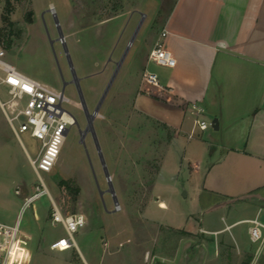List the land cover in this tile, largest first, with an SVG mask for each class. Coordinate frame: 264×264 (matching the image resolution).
<instances>
[{
    "label": "rangeland",
    "instance_id": "1",
    "mask_svg": "<svg viewBox=\"0 0 264 264\" xmlns=\"http://www.w3.org/2000/svg\"><path fill=\"white\" fill-rule=\"evenodd\" d=\"M139 1L140 6L153 2ZM7 2L11 8L9 23L3 21ZM141 11L147 13L144 8ZM130 12L129 0H0V46L6 52V61L21 74L58 90L57 65L66 78L74 70L90 114L117 71L116 63L125 56L93 123L117 204L109 192L92 135L81 139L79 128L83 130L85 116L78 90L73 88L65 94V107L78 126L75 123L69 129L53 171L42 174L60 212L84 217V227L73 237L88 264L99 260L107 264L114 247L120 264L122 251L139 243L154 250L155 245L167 241L169 251L181 237L165 227L183 228L189 216L205 228H222V208L202 210L199 201L206 155L194 144L204 140L202 136L194 135L189 142L181 134L170 141L172 132L168 128L135 107L136 73L141 60L131 63V72L128 65L138 46L140 50L147 48L149 38L144 42L146 36L142 37L137 22L133 27L129 24ZM118 15L124 17L109 21ZM112 44L121 52L120 59L109 54ZM6 99L7 88L0 85V100ZM208 132L212 143L224 141V133H216L213 128ZM20 139L22 144L0 109V223L5 225L17 221L23 197L36 187L41 189L25 153L34 159L39 143L25 134ZM197 163L199 167H195ZM219 204L222 206V201ZM51 214L50 200L44 196L23 215L21 232L29 240L26 264H86L76 246L62 253L50 249L58 239L67 237L61 224L52 223ZM260 221L264 222V216ZM248 227L239 226L234 231L235 239L238 241L239 232L242 243L255 254L260 244L250 241ZM206 243L213 247L208 248L206 256H215L220 264L226 258L222 239H208ZM187 254L190 252H180L184 258Z\"/></svg>",
    "mask_w": 264,
    "mask_h": 264
},
{
    "label": "crops",
    "instance_id": "2",
    "mask_svg": "<svg viewBox=\"0 0 264 264\" xmlns=\"http://www.w3.org/2000/svg\"><path fill=\"white\" fill-rule=\"evenodd\" d=\"M129 1V24H140L144 42L149 38L147 48L138 46L128 65L131 72V63L141 60L135 107L168 128L170 141L181 134L189 142L194 135L202 136L204 140L194 144L206 155L199 201L202 210L222 208V228H205L189 216L183 228L165 227L181 237L169 251L163 238L154 250L139 243L122 251L121 264H217L220 259L206 256L207 250L213 249L206 242L218 237L226 252L220 264H264V244L251 254L241 234L238 232L236 241L234 233L239 226L249 225V234V221L264 216V0H153L144 6L139 0ZM163 32L167 33L162 38L164 45L176 60L174 68L149 62ZM113 44L109 54L120 59L121 52ZM146 71L157 75L158 87L142 84ZM197 119L216 121L218 127L213 129L224 133V141L212 143L208 130L196 127ZM116 249L111 248L107 264H120ZM184 251L190 252L186 258L180 256ZM95 264L104 263L99 260Z\"/></svg>",
    "mask_w": 264,
    "mask_h": 264
},
{
    "label": "built area",
    "instance_id": "3",
    "mask_svg": "<svg viewBox=\"0 0 264 264\" xmlns=\"http://www.w3.org/2000/svg\"><path fill=\"white\" fill-rule=\"evenodd\" d=\"M163 32L149 54V62L162 68H174L176 60L166 49ZM144 86L158 87L157 75L145 72L142 77ZM0 85L7 88V99L0 100V109L7 120L13 134L21 143V135L39 143L37 156L33 159L25 151L30 166L36 174L40 188H35L32 194L23 197L17 221L13 225L0 223V264H26L25 246L28 237L21 232L23 215L33 207L36 201L47 196L52 206V223L62 225L66 238H60L51 246V250L66 251L76 246L73 235L85 225L83 216H64L56 207L55 202L43 181L42 174L53 171L61 154L66 135L75 125L73 115L66 109L67 98L60 90L29 78L6 61V52L0 46ZM193 109H197L193 105ZM196 127L206 131L212 127V122L197 119ZM192 138V135L189 136ZM22 144V143H21ZM250 240L264 244V224L257 218L249 221ZM22 256V257H21Z\"/></svg>",
    "mask_w": 264,
    "mask_h": 264
},
{
    "label": "water",
    "instance_id": "4",
    "mask_svg": "<svg viewBox=\"0 0 264 264\" xmlns=\"http://www.w3.org/2000/svg\"><path fill=\"white\" fill-rule=\"evenodd\" d=\"M140 26L141 25L139 24V28H140ZM139 28H138V30H139ZM60 41L64 43V36L63 35L60 36ZM128 50H129V47H128L127 51ZM66 53H67V51H66ZM124 58H125V56L119 62L116 63L117 71L115 72L114 76L112 77V79L108 83V85H107V87H106V89H105V91H104V93H103V95H102V97H101L98 105L96 106V108H95V110H94V112L92 114H90L89 111H88V108H87V105H86V101L84 99V96H83L82 91H81V88H80V80L77 78L74 70L72 71L73 72L74 81H75V84L77 86V90H78V93H79L80 104L82 106V109L84 111V114L86 115V117L90 118V120H94L96 118V116L99 114V111H100V109L102 107V104H103V102H104V100H105V98H106V96L108 94V91L110 90V87H111V85H112V83H113V81L115 79V76H116V73L118 72V69L120 68V66L122 65V63L124 61ZM70 66H71V68H73L71 62H70ZM89 124H90L89 125V128H87L82 133L81 138L83 139L84 135L85 134H88V133H90L92 135V137L94 139V142H95V145H96V148H97V151H98V154L100 156V160H101L102 166H103V168L105 170L106 178L109 181V186H110L109 192L113 195L114 202L117 204V199L115 197V192L113 190L112 184L110 183V174H109V172H108V170H107V168L105 166V162L103 160V156H102V153H101L100 145H99V142H98V139H97L96 132H95L94 126L92 124V121H89ZM76 125L78 126V123L77 122H76ZM212 127L215 130L217 129L218 126L216 125V121L212 122Z\"/></svg>",
    "mask_w": 264,
    "mask_h": 264
},
{
    "label": "flooded vegetation",
    "instance_id": "5",
    "mask_svg": "<svg viewBox=\"0 0 264 264\" xmlns=\"http://www.w3.org/2000/svg\"><path fill=\"white\" fill-rule=\"evenodd\" d=\"M56 70H57V74H58V88H59L60 92L64 96H65L66 92L69 90V88H73L75 90V92H77V86L75 84L73 75H69V78H66L65 75L63 74L61 68H60V65H57ZM84 116H85V125L83 127V130L81 128H79L80 136L82 135V133L87 128H89V125H90L89 121H92V124L94 123V120H90V118L86 117L85 114H84ZM88 135H90V133L85 134L83 138H86Z\"/></svg>",
    "mask_w": 264,
    "mask_h": 264
},
{
    "label": "trees",
    "instance_id": "6",
    "mask_svg": "<svg viewBox=\"0 0 264 264\" xmlns=\"http://www.w3.org/2000/svg\"><path fill=\"white\" fill-rule=\"evenodd\" d=\"M6 5H7V7H6V9H5V12H6V16H3V21L5 22V23H9V20H8V14L9 13H11V8L9 7V3L7 2L6 3Z\"/></svg>",
    "mask_w": 264,
    "mask_h": 264
}]
</instances>
